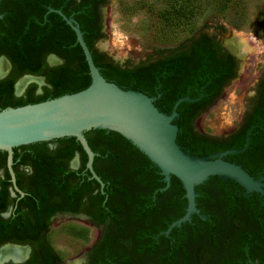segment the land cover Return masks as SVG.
Masks as SVG:
<instances>
[{"label":"flooded vegetation","instance_id":"flooded-vegetation-1","mask_svg":"<svg viewBox=\"0 0 264 264\" xmlns=\"http://www.w3.org/2000/svg\"><path fill=\"white\" fill-rule=\"evenodd\" d=\"M107 2L105 0L97 9L101 37L97 38L93 22L91 25L94 30L89 32L93 58L96 56L99 62L104 63L108 62L107 57L110 56L100 51L97 43L103 38L101 9ZM80 3L81 0L1 1L0 22L9 17L6 27L10 31L16 28L21 35L17 49L6 48V43L0 41V81L11 75L17 77L13 83L14 97L26 96L32 86L35 96L43 95L52 87L49 77L55 73L54 69L67 63V58L59 51L52 50L50 45L57 27L63 31V35L58 37L68 45L70 53H67L79 54L76 33L59 14L49 13V10H62L68 18L79 24L85 39L80 20L86 18L80 15L82 11H75ZM59 18L65 25L60 23ZM90 21H93L92 18ZM40 32L44 36L47 34L48 39L44 38L42 47L36 50L38 53H34V47H31ZM201 46L214 49L218 57L231 61L235 77L229 83L237 77L238 56L231 49L238 54L239 49L230 43L222 46L209 35L186 42L173 55L193 52ZM19 48L23 50V55L17 53ZM240 55L245 64L247 55ZM31 60L35 67L45 72L37 74L24 70L25 63L29 65ZM137 66L128 69L133 70ZM24 79L28 83L19 91L18 85ZM257 95L256 90L253 98ZM148 96L154 102L157 100L153 95ZM205 103L188 109V115L184 116L177 109L178 117L173 123L178 126V145L200 156L228 150L240 151L246 146L251 132L250 143L245 151L226 155L223 159L240 165L256 181L264 183V124H254L246 135L253 121L254 110L248 108L237 128L218 137L196 130L195 123L199 117L195 122L192 121L198 109L205 106V112L213 104L206 106ZM160 111L167 114L172 112L165 105ZM47 147L54 150L56 145L51 141ZM144 156L143 153L126 151L123 146L111 150L108 155L100 156L98 153V176L102 183L68 181L64 190L56 196L51 180L54 164L51 158H42L38 151L32 149L13 151L12 169L17 190L12 182L8 154L0 153V255L9 246L25 253V258L19 262L8 259L2 264H65L49 240L54 228L65 221L80 223L91 235L95 233L91 245L68 259L66 264H264V196L261 193H246L233 180L211 177L195 188L199 212L192 213L190 220L172 227L187 213L185 190L174 176L166 183L158 167ZM73 159L68 162L67 169L79 170L82 163L74 169ZM262 188L264 190V186ZM93 196H98V202Z\"/></svg>","mask_w":264,"mask_h":264},{"label":"water","instance_id":"water-1","mask_svg":"<svg viewBox=\"0 0 264 264\" xmlns=\"http://www.w3.org/2000/svg\"><path fill=\"white\" fill-rule=\"evenodd\" d=\"M49 11L59 14L76 33L89 67L91 84L73 94L0 111V152L8 154V166L17 190L12 169L14 149L69 137L75 138L81 144L88 158L86 168L93 179L102 183L94 170V161L98 154L92 150L85 132L105 130L116 132L130 141L158 167L166 183H169L171 176L182 183L188 200L187 213L172 227L190 220L192 213L199 212L196 206L198 193L195 188L211 177L233 180L246 193L259 192L264 196V183L261 180L256 181L240 165L223 159L226 155L245 151L250 143L251 132L248 134L246 146L240 151L228 150L215 155L200 156L183 150L177 143L178 126L173 123L178 117L177 109L181 103L200 101L203 94L195 99L179 98L170 114L161 112L155 106L154 99L147 94L139 90H125L116 83L107 81L94 62L79 24L68 18L62 10ZM227 46L229 47L228 44ZM231 51L237 53L232 49ZM240 61H243L241 57ZM80 163V155L76 154L72 161L73 168L76 169Z\"/></svg>","mask_w":264,"mask_h":264},{"label":"trees","instance_id":"trees-1","mask_svg":"<svg viewBox=\"0 0 264 264\" xmlns=\"http://www.w3.org/2000/svg\"><path fill=\"white\" fill-rule=\"evenodd\" d=\"M104 1L105 0H81L79 4L80 7L75 9V11H82L80 15L82 14L86 18V20L84 19L85 21H80L82 30L85 31V41L90 50L91 41L89 32H93L95 29L97 38L101 37L99 33L101 23L99 22V18H97V9L100 5L104 4ZM8 18L0 22V41L2 40L6 43V48L9 46V48L13 50L14 48L17 49V46L20 44L21 35L16 28L10 31L9 27H6ZM91 18L93 21H90ZM58 20L60 21L61 18ZM92 22L94 29L91 25ZM60 23L65 25L63 21H60ZM97 23L98 25L96 27L95 25ZM54 31V39L50 44L52 45V50H57L65 56L67 58V63L62 67L54 69V74H50L51 77H49V82L52 87L47 89L43 95L35 96L34 86H32L26 96L16 98L13 96V83L17 77L11 75L10 78L0 81V111L9 107L15 108L28 104H35L62 95L73 94L86 89L91 84L89 67L80 46L79 54L72 52V55H69L67 53H70L68 45L58 37V35H63V31H61L60 27H57V30ZM38 35L39 37L33 41L31 47H34V53H38L36 50L42 47L44 38L48 39L47 34L44 36V34L40 32ZM185 43L186 42L181 44L178 48L171 49L169 52L171 53L170 56L163 57L156 62H143L133 70L121 68L118 64L114 63L112 58L107 56V63L99 62L96 56H94V62L96 66L100 68L101 74L107 81L116 83L125 90H139L145 94L156 97L157 100L154 104L160 110H162V106L165 105L169 112H171L174 104L179 98L187 96L190 98H198L204 93V97L199 102H185L180 104L178 112L182 113L184 116L187 114V110L195 105H202L204 102H206V106L211 105L220 97L225 86L229 84V81L235 77L231 61L228 62L225 61L224 58L218 57L214 49L201 46L200 49H194L193 52L190 51L181 55H173L180 47L184 46ZM17 53L23 55V50L19 48ZM37 59L39 60L38 57ZM12 60L14 61V59ZM31 62L32 60L28 62L29 65L25 63L24 70L37 74H43L45 72L44 70L42 71L41 68L35 67ZM73 63H75V67H73ZM15 69H17V64L15 65ZM257 92V97L253 98L250 102L249 110H254V116L252 119L253 121H251V124L246 130V135L250 130L249 128L254 126V124H264V73L258 83ZM159 94H161L160 97H158ZM257 99L258 101L256 102ZM204 107L196 111L192 119L193 122L204 113ZM255 131L256 128L253 129L251 137L254 135ZM110 133L111 134H108L105 130H91L85 132V137L92 150L97 154L99 153L100 156L111 154V150L118 149L120 146H123L126 151L136 152L137 154L141 153L130 141L120 134L116 132ZM48 143L49 142H41L21 146L15 148L14 151L18 149H32L38 151L40 157H49L53 160L54 164L51 180L54 183L56 196L59 192L61 193V191L64 190L68 181L78 180L82 182H96V180L92 178L90 171L86 168L88 161L87 155L81 144L75 138L69 137L54 140L53 143L56 145L54 150H49L47 147ZM234 144L236 145V143ZM0 153L6 154L5 152ZM114 153L115 152H113V154ZM76 154H80L81 156L82 167L79 170H68L67 164ZM94 170L98 174V155L94 161ZM80 187L81 186H79V188ZM85 189L88 190V187H85ZM92 198L98 202V196H93Z\"/></svg>","mask_w":264,"mask_h":264},{"label":"rangeland","instance_id":"rangeland-1","mask_svg":"<svg viewBox=\"0 0 264 264\" xmlns=\"http://www.w3.org/2000/svg\"><path fill=\"white\" fill-rule=\"evenodd\" d=\"M101 12L103 38L97 47L122 68L156 62L170 56L171 49L203 35L214 37L222 46L235 33L250 36L257 50L248 65L235 54L240 55L237 77L195 127L202 134L219 137L241 124L264 73V0H108ZM79 224L65 221L49 236L66 263L95 237Z\"/></svg>","mask_w":264,"mask_h":264},{"label":"bare ground","instance_id":"bare-ground-1","mask_svg":"<svg viewBox=\"0 0 264 264\" xmlns=\"http://www.w3.org/2000/svg\"><path fill=\"white\" fill-rule=\"evenodd\" d=\"M229 43L233 45V47L239 49V54H245L244 57L247 55L246 65H248V61H250L252 54L255 53L257 50L252 43V38L246 34L235 33L231 36ZM104 47V44L102 45ZM250 57V58H249ZM3 67V66H2ZM1 67V69H2ZM28 83L27 80L24 79L19 85L18 90L21 91L25 85ZM18 91V92H19ZM25 258V253L23 250L16 248V247H6L1 251L0 255V262H3L8 259H13L15 261H19Z\"/></svg>","mask_w":264,"mask_h":264}]
</instances>
